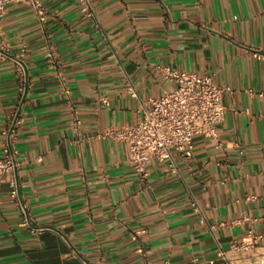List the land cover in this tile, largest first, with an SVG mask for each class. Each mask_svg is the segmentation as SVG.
<instances>
[{
  "label": "crops",
  "instance_id": "crops-1",
  "mask_svg": "<svg viewBox=\"0 0 264 264\" xmlns=\"http://www.w3.org/2000/svg\"><path fill=\"white\" fill-rule=\"evenodd\" d=\"M41 2L43 23L12 3L0 26L12 55L25 50L21 103L13 65H0V132L18 105L20 196L32 223L20 225L0 184V264H264V239L231 249L248 230L264 234V60L250 55L264 49V0H89L92 17L76 0ZM158 67L229 90L218 139L195 136L189 157L172 151L142 178L102 133L172 89ZM1 145L0 135V155Z\"/></svg>",
  "mask_w": 264,
  "mask_h": 264
},
{
  "label": "built area",
  "instance_id": "built-area-1",
  "mask_svg": "<svg viewBox=\"0 0 264 264\" xmlns=\"http://www.w3.org/2000/svg\"><path fill=\"white\" fill-rule=\"evenodd\" d=\"M87 17L93 16L89 0H76ZM20 3L31 7L38 20L43 23L48 14L41 0H0V26L9 4ZM25 50L12 55L7 44L0 37V65L10 62L15 71L18 84L19 101L25 98L27 90V70L22 59ZM252 58L264 60V49L250 51ZM46 58L51 66L57 63V53L49 47ZM161 76L173 83L172 89L164 91L158 98L148 99L141 107V117L132 124L123 127H111L103 131L102 137L123 144L127 152L129 167L142 178L146 177L147 165L156 160L163 162L171 152L183 157L191 155L195 136H203L211 140L218 139L217 125L223 120L225 107L221 104L223 89L215 85L212 76L198 75L186 71H176L169 67H158ZM128 92L133 94L128 88ZM102 103L108 105L105 97ZM22 123L20 107L17 105L11 112L6 126L1 130L0 184H7L9 195L19 210L21 226L32 227L27 206L20 196L18 172L20 162L16 148L17 132ZM241 154V152H240ZM248 199H254L253 196ZM250 221L248 217L237 219L236 223ZM234 223V222H232ZM43 229L35 228L40 232ZM264 239V234L248 230L241 242L231 245L233 251L241 252L255 249ZM143 264H149L144 261Z\"/></svg>",
  "mask_w": 264,
  "mask_h": 264
}]
</instances>
